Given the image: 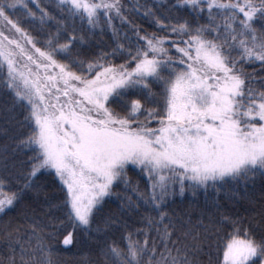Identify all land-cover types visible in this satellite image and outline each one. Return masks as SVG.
I'll list each match as a JSON object with an SVG mask.
<instances>
[{"label":"snow or ice","instance_id":"snow-or-ice-1","mask_svg":"<svg viewBox=\"0 0 264 264\" xmlns=\"http://www.w3.org/2000/svg\"><path fill=\"white\" fill-rule=\"evenodd\" d=\"M97 29L111 47L86 54ZM258 178L264 0H0V264L80 237L95 264H213L225 228L223 264H264V196L255 228L220 205Z\"/></svg>","mask_w":264,"mask_h":264},{"label":"trees","instance_id":"trees-1","mask_svg":"<svg viewBox=\"0 0 264 264\" xmlns=\"http://www.w3.org/2000/svg\"><path fill=\"white\" fill-rule=\"evenodd\" d=\"M131 2H135V0H131ZM141 2H145V0H141ZM159 0H147L149 6L153 3H158ZM138 24H142L143 27L147 28L149 31L152 29L149 27L147 22L142 20L141 17L135 16L133 17ZM75 27L77 29V34H80L82 30H87V25H81L79 21L76 22ZM112 44L111 40V32L106 31L101 33L99 29L96 30V34L90 36L88 42L84 45V52L91 53V52H99L104 49H110ZM252 69L249 68V71ZM20 120H23V115L18 117ZM28 131L27 128H21L20 133L25 134ZM22 159H27L26 156L21 157ZM129 177L131 178L133 183H140L141 188L144 187V179L139 176L137 173L129 172ZM47 183L45 184V188L49 193L50 198L52 199L53 203L58 202L59 198L61 197V193L58 189L57 182L53 181L51 177L44 178ZM237 192L239 196L233 199H227L223 192L221 193L220 197V205L221 210L227 212L231 215L237 217H245L248 219L255 218L253 221V227L255 228L256 222L259 221V208H260V200L262 196H264V183L260 181L258 178L255 185H249L247 193L244 192V189L238 188ZM212 193H209V201L212 198ZM192 201L196 207H204L205 206V197L203 192L198 194V199L193 200L190 193L185 194V198L182 200L181 198H177L176 204L174 207L178 209L187 208L189 206V202ZM116 203L115 198H113L112 202H109L108 205L105 206V213L109 210H115ZM47 206L43 209V211H47ZM209 210L215 212L214 208H211L209 204ZM53 213L56 215H61V213L56 210L55 208L51 209ZM16 215V213H13ZM232 232L231 228H225L222 231L218 232L215 236L212 237V257H213V264H223V250L225 248L226 243L228 242L229 235ZM116 239L119 240V234H117ZM60 251L58 252L56 259L58 264H95L96 255L94 249L91 247L90 242L87 241L84 237L78 238L76 244L74 246L65 247L62 244L57 246ZM207 251V249H206ZM202 260L205 262L207 261L206 256L201 257Z\"/></svg>","mask_w":264,"mask_h":264}]
</instances>
